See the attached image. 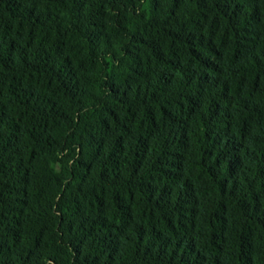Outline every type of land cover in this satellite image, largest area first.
Masks as SVG:
<instances>
[{
	"label": "trees",
	"instance_id": "obj_1",
	"mask_svg": "<svg viewBox=\"0 0 264 264\" xmlns=\"http://www.w3.org/2000/svg\"><path fill=\"white\" fill-rule=\"evenodd\" d=\"M0 264H264V0H0Z\"/></svg>",
	"mask_w": 264,
	"mask_h": 264
}]
</instances>
